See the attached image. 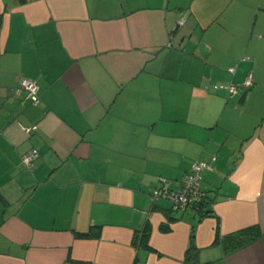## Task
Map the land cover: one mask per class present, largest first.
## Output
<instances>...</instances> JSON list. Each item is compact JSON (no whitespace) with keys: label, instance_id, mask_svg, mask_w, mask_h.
<instances>
[{"label":"crops","instance_id":"0c3cea01","mask_svg":"<svg viewBox=\"0 0 264 264\" xmlns=\"http://www.w3.org/2000/svg\"><path fill=\"white\" fill-rule=\"evenodd\" d=\"M211 156L209 214L151 197ZM193 224L264 264V0H0V264H184Z\"/></svg>","mask_w":264,"mask_h":264},{"label":"built area","instance_id":"2783aa9c","mask_svg":"<svg viewBox=\"0 0 264 264\" xmlns=\"http://www.w3.org/2000/svg\"><path fill=\"white\" fill-rule=\"evenodd\" d=\"M179 23H183L180 20ZM230 71L234 68L230 67ZM252 84V75L249 74L242 83V86L249 87ZM20 87L26 92V98L31 104H37L39 101V92L37 83L29 78L20 80ZM218 88H224L229 93H235L238 86L233 83H218ZM30 128V127H29ZM27 128V130H29ZM38 156L36 148H31L21 155V165L30 167L34 159ZM216 161V156H211L208 159H196L191 164L189 172L184 174L176 187L171 186V182L166 178H159L157 185L151 191L153 199H165L169 202L172 210L182 211L186 209H199L206 198L205 192L200 187L199 179L200 172L203 169H213V164Z\"/></svg>","mask_w":264,"mask_h":264},{"label":"trees","instance_id":"16d2710c","mask_svg":"<svg viewBox=\"0 0 264 264\" xmlns=\"http://www.w3.org/2000/svg\"><path fill=\"white\" fill-rule=\"evenodd\" d=\"M208 205H209V201L205 198V200L202 203L201 208L195 209L198 211L200 217L203 215L209 214V212L211 210L209 209ZM194 227H195V224L192 225L191 230H190V245L188 246L187 251H186V257H185V263L184 264H196V262H197V253H196L194 245L191 243V239H192L193 234H194ZM247 231H249V230L243 229V230L238 231L236 233L228 234L224 238L226 241H228L229 239L231 240L233 238H238V237H241L240 235L247 233ZM88 234L89 233H85V235H88ZM82 235H84V233ZM253 236H249L245 239L242 238V241L240 243H236V245L231 249L237 248L238 246H242V245L248 243L253 238Z\"/></svg>","mask_w":264,"mask_h":264}]
</instances>
